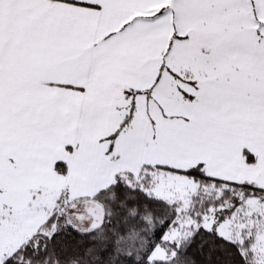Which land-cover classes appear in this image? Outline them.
Wrapping results in <instances>:
<instances>
[{
  "label": "snow or ice",
  "instance_id": "snow-or-ice-1",
  "mask_svg": "<svg viewBox=\"0 0 264 264\" xmlns=\"http://www.w3.org/2000/svg\"><path fill=\"white\" fill-rule=\"evenodd\" d=\"M0 264H264V0H0Z\"/></svg>",
  "mask_w": 264,
  "mask_h": 264
}]
</instances>
